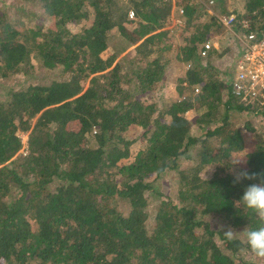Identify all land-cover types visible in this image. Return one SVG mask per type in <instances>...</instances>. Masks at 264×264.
Instances as JSON below:
<instances>
[{"label": "trees", "instance_id": "16d2710c", "mask_svg": "<svg viewBox=\"0 0 264 264\" xmlns=\"http://www.w3.org/2000/svg\"><path fill=\"white\" fill-rule=\"evenodd\" d=\"M26 1L51 25L22 30L0 8V264H262L218 232L256 226L235 201L259 180L235 183L231 170L240 155L238 173H264V105L234 93L237 58L221 72L215 60L230 50L223 37L264 36V0H232L231 13L229 0ZM176 8L179 44L167 41ZM38 63L58 75L49 85H2ZM175 67L182 99L160 104L153 92ZM171 172L174 198L162 183Z\"/></svg>", "mask_w": 264, "mask_h": 264}, {"label": "rangeland", "instance_id": "374dc122", "mask_svg": "<svg viewBox=\"0 0 264 264\" xmlns=\"http://www.w3.org/2000/svg\"><path fill=\"white\" fill-rule=\"evenodd\" d=\"M198 2H205V0H197ZM213 2V1H212ZM232 2V0H229L228 4H226V12L225 13H231L233 11V7L230 5V3ZM213 4V5H212ZM209 3L206 4V6L209 7V12L211 14H216L218 16H226V15H219V11L222 9V7L217 3ZM213 6L216 7V11L213 9ZM42 7V6H41ZM41 7H37L36 4L34 2H30V1H26V0H0V8L3 9V12L14 22L20 23L21 24V29L23 30V27L26 29H29L30 27H34L39 23H43V25L45 26L46 30L51 24L50 21L46 20V16L42 15L41 12ZM219 10V11H218ZM176 11L178 13H176V16L174 15L171 19V25L168 28L169 32H168V36L170 33V39L167 40L168 42L171 43H182L183 42V31L185 29V24H184V19L180 18L179 16L182 14V10L176 8ZM82 25H78V24H70L69 28L76 32L77 29H79ZM215 34H212V36H214ZM167 36V37H168ZM188 36V35H187ZM238 36V35H236ZM240 38H244L245 39V35H240ZM169 38V37H168ZM224 38V37H223ZM221 38L220 40H224L225 44H227L229 46L228 47H224V49L228 48L230 49L228 54L222 59V60H218L216 59L215 62L217 61V66H219L220 68V72L228 69L233 65V63L236 61V58L239 56V53L243 50V42L240 41V39L238 38V40L233 41L232 38L228 39L229 37H225L224 39ZM223 41V43H224ZM227 41V42H226ZM222 44H220L218 41H214L213 46L216 48H220ZM224 45V44H223ZM208 53H206L205 55L203 54V57H205ZM129 56H131L129 54ZM213 59V58H212ZM128 63L130 64V59H128ZM38 68L36 69L37 71L29 76V77H23V76H17L15 78H12L10 80L5 81L2 85L3 86H7L9 88H17L25 85L26 82L31 83V82H35V83H42L45 85H49L53 79L55 77H58V75L54 72H51L49 70H46L45 68H43L39 63L36 65ZM189 65L186 66V68H188ZM181 67H175L173 70H171L170 73V77L164 82V84H162V87L157 86L154 90L153 93H155L156 97L160 98V104H163L164 101L168 98V99H177V98H181L179 96V92H178V87H177V78L178 76L181 75L182 73V69ZM234 70V69H233ZM219 71V69H218ZM54 73V74H53ZM222 78H225L223 72L221 73ZM188 93H191L192 91H187ZM6 88L5 87H0V98L1 99H5L7 98L6 96ZM195 93V91H194ZM196 94V93H195ZM144 99H148L149 101L152 100H156L154 97H151L149 95H146L144 97ZM252 103V102H251ZM163 106V105H160ZM196 112L194 111H190L186 114V118L187 119H191L193 120V118L195 117ZM260 118V117H258ZM258 118H254L255 122L258 124H256L258 127L262 126L261 120ZM260 122V123H259ZM142 132L141 130L139 131V129L136 131V133H133L131 135V137H135L136 135H138V133ZM19 136L21 137L23 143L25 145H27V141H28V136L26 134L20 133ZM244 136L246 137V150H251L254 148L256 141L255 139L252 138V135L249 134V132L245 129L244 130ZM138 149L141 148L140 145L136 146ZM26 154V153H25ZM241 159V163L237 165L236 168H233L231 171L235 174L238 173V171L243 167L244 163H245V158L243 156L238 155L236 160H240ZM186 166H184V169L186 167L190 168L192 166H194V162H187L185 164ZM190 166V167H189ZM216 170V166L214 165H210L207 169L206 172L203 173V176L209 177L214 171ZM177 172H171L169 174H167L163 180V191L167 194L172 196L173 198L176 196V191L178 188V182H177ZM262 264H264V260L262 261Z\"/></svg>", "mask_w": 264, "mask_h": 264}, {"label": "built area", "instance_id": "2783aa9c", "mask_svg": "<svg viewBox=\"0 0 264 264\" xmlns=\"http://www.w3.org/2000/svg\"><path fill=\"white\" fill-rule=\"evenodd\" d=\"M130 17L133 18L134 14L131 13ZM230 17L218 16L229 29L233 27L232 23L235 18L234 16ZM239 39L243 42L244 47L237 57L231 78L234 93L245 101L264 105V36L258 38L252 32L245 36V39ZM211 47L212 43H207L203 54L205 55ZM195 93H200V88H196Z\"/></svg>", "mask_w": 264, "mask_h": 264}, {"label": "clouds", "instance_id": "9594fccd", "mask_svg": "<svg viewBox=\"0 0 264 264\" xmlns=\"http://www.w3.org/2000/svg\"><path fill=\"white\" fill-rule=\"evenodd\" d=\"M240 160H236L233 164L238 165ZM242 180H259L258 183L247 185L241 197L235 201V207H242L244 210L254 215L256 220L255 227H246L242 231H236L232 227L220 226L218 233H223L226 241L240 240V243L246 250L250 251L254 256L264 258V173H249L242 170L235 176V183Z\"/></svg>", "mask_w": 264, "mask_h": 264}]
</instances>
